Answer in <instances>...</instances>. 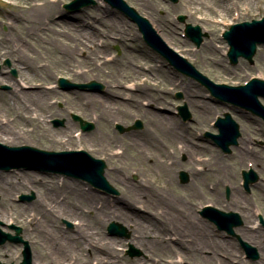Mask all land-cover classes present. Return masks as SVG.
I'll return each instance as SVG.
<instances>
[{"label":"rangeland","instance_id":"1","mask_svg":"<svg viewBox=\"0 0 264 264\" xmlns=\"http://www.w3.org/2000/svg\"><path fill=\"white\" fill-rule=\"evenodd\" d=\"M52 1H54L53 4L56 6L57 9H59L60 11H66L64 6L73 0ZM91 1V4H89L87 7H83L79 11H66L70 15L74 13L77 14L78 17H82L78 19L76 16H69L67 21H65L67 23H64L63 19L60 18V13H54L52 17L54 19V23L49 24V26H47L50 27V31H46V34H42L41 32L39 33L42 39H44L39 40V44L41 47H39L35 43V41H30V43L34 45V47H31L30 44H26L22 42V40H19L17 36L18 32L20 31L25 33L26 29L30 25L26 23L20 24L17 21H14V19L15 16L18 14L25 15L28 17L29 15L27 14V9H34V6H40L43 3V0H0V40L3 38V41L5 43L9 42L11 45H13V48L16 47L23 50L26 58L28 59L27 63H32V67L34 69H37L38 72L41 70V68H45L41 72V74L43 73L44 76H31L33 77V88L36 87L38 89H42L43 85L46 86L45 88H51V86L55 87L53 89L56 90L57 93H60V95L57 96L55 93H52L48 97V103L52 107H54V110L56 111L68 109V119L75 125L74 129L77 131V135L83 133L84 135L96 137V134L98 136L100 131H102V125H105V121L100 120L97 114L93 115V113L91 112H88V114H83L81 110H74L70 108L68 100L73 99V96H75L74 93L98 96V98H100V100L103 101L106 106H111L113 108L114 111L112 112V114H116L119 110L130 111V113H128L126 116H120L118 114L111 116L112 119L109 124V129L116 134V136L119 138V141L112 144V146L110 147V151L104 149L102 146H100L99 143L97 144V146H92L91 144H88L87 141H83L82 143L75 142L70 147L51 149L49 144H46L43 141L33 143L26 140L19 145L17 144V146H7H31L40 150L53 152L84 150L87 155L91 156L96 160L103 161L105 165L103 175L109 185L116 191V194H104V196L126 198V195L122 193V190L125 188L123 182H131L137 187V189L142 187L145 190L149 189L150 187L161 189V186H163L162 179H160L159 177L160 173L154 167L155 163H152L151 161H142L140 158H138L139 152H146L152 158L154 157V160L158 158L160 161H169V163L175 160L174 157L176 158V160L185 163L188 157L186 152H181V150L179 149V141H174L171 145L164 147L166 153L169 155L170 158L161 156L158 152L159 148H155V144L149 139V137L145 136V131H148L150 124L146 113L150 110H154L156 113L158 112L162 116H167L168 118L183 124H189V126L193 129V133L195 138H197V142L206 145L209 148H212L215 151V154H217L219 157H221L223 161L226 162L228 168H231L229 169V171L231 170L234 174L233 183L236 187L240 188L241 196L243 197V199H247V203L253 209V212H255V215L252 217L251 223L249 224L251 230H254L255 233L264 232V191L257 187L260 182L261 184H264V171L261 169V167H258L256 165L255 157H259L258 160L264 167L263 120L256 117L258 119L257 122H252L250 120L245 122V120L240 117V111L235 110L233 108L230 110L229 105H217L219 109L223 107H225L224 109L228 108V113L232 115L233 120L239 125V128H242L244 124L250 130L249 132H244L245 128H242L241 130L247 135L249 133L253 136L249 141L248 146L250 149L252 148L251 150L253 151L255 156H248L247 159L244 160V162H240V159L231 160L232 156H234V154L238 151V145H233L228 154H226L223 153L217 146H215L211 138L206 136V133L217 134L218 131L214 126V122L217 117L223 116L222 112L216 115L214 113V110L210 114L205 115L202 113H198L197 110L192 109L191 107H188L185 102L186 94L184 92L185 90L183 83H188V80L190 79L185 75L174 70V68L171 67L167 63V61H165L162 57H160L157 53H155L149 46L144 43L136 24L131 22L129 19H126L124 15H122V17L126 20H119L117 21L118 23H116V20L119 18H116V16L112 15L109 16L111 18H108V15L106 14V9L111 8L108 4L104 3L102 0ZM124 1L130 7H133L141 17L146 18L148 22L151 23L157 34L162 37V39L171 49L185 57L186 60L189 61V63L193 65L195 69H197V71L207 77L211 82L218 85H228L235 87L245 84L252 78H257L264 81V57H261V50L262 48H264V45L258 46L257 52L253 56L252 61H249L245 58H241L237 61L236 64H231L230 60L227 57L228 44L222 38L223 32L229 30L231 25L243 23L246 21L251 22L252 20H261L262 18H264V1H262V3H259L258 5L251 6L249 5L248 1L246 2V0H244L243 3H245V6L242 5L241 9H239V11L235 10V12L230 11L228 9L230 3H228L224 7L223 5L221 6L217 0H195V2L193 0ZM82 11H85L84 16H82L83 14H81ZM182 16L184 17L183 21L179 20V17ZM107 18L108 21H112L110 19H115L112 27L107 25ZM159 19V23L161 24L163 29L160 28V25L157 22V20ZM80 20H83L86 30H89V28H91L92 30H96V34L92 35L91 39L89 37L87 40H85L81 38L80 34L78 33L80 31V27L77 26L75 22H78ZM187 25H192L194 27L198 26L201 29V32L204 35V39L199 47H197L192 41L187 38L185 34V28L187 27ZM10 26H13V29H17L16 33L12 32L13 29L11 30ZM170 26L174 27V36L172 31L169 29ZM123 32H125V35L122 34ZM80 33L85 32L81 31ZM120 35H123L122 42L130 45L126 48L127 51H125L126 49L120 45ZM75 36H77L78 38H74ZM214 38L221 42V44L217 42L216 43L222 47L223 51L219 48L220 50L217 52L216 56L221 52L220 54L224 64H216L207 60H203L202 58L210 56L207 52L201 50L202 46H204V43L208 41H213ZM36 39H38L37 36ZM79 39L83 41H80ZM137 46L149 49L154 54H152L154 60L149 61L147 59H144L140 55V52L135 49ZM94 48H97V50L99 51L98 57H96V64L91 63L89 60H87L89 58L88 53H90ZM69 51L75 52L73 54L74 62L72 63L70 69L62 65L63 57L65 53ZM223 52H226L225 56L223 55ZM125 59L133 63L135 68V74L131 72H126V70L124 69ZM91 61H93V59ZM14 64L15 63L10 60L9 56L3 59H1L0 57V73L3 72V74H7L8 81H10L0 84V94L8 93L12 87L10 83L14 82L20 83L23 89L29 88V85L23 84L21 80V75L18 73V70L13 66ZM49 66L54 72L52 77H46V69H48ZM93 68H97V70L92 71ZM228 68L231 70V72L226 71V69ZM100 70H103L104 74L107 76H105L106 78L101 75ZM13 71H15V74H13ZM59 77L67 79L70 83L77 84L95 81L99 83L103 87V89H108L113 93H119L120 96L118 98H115L117 99V102H114L110 96V98L104 97L103 90H98L96 92L91 93L82 90H73L67 92L58 87L57 83ZM132 87H134V89ZM147 87H151L146 91L147 93L151 94L152 92L159 91L162 97L164 98L165 102L151 103L149 96L145 94H140L139 90L143 91L142 89H145ZM199 90H202L201 101L216 105L215 100L210 96L207 89L202 86ZM162 91L165 92V95ZM113 93H111V96ZM132 98L135 101L132 104H129V102L132 101ZM259 100L260 103L264 106V97L259 98ZM135 103L138 104L137 106L139 108H135ZM183 107L187 111V117L185 118L182 117V115H179V108ZM142 112H145V115ZM75 116H77L79 120H76ZM2 121H4V119ZM56 121L59 123L57 124ZM66 121L67 117L54 115L50 118H47L46 124H48L52 129L56 130L63 128ZM81 122L90 123L92 125V129L89 131H83ZM138 123L141 124L139 128L136 127ZM34 124L35 123H33V126ZM118 126L122 127L123 131L119 130V128H117ZM25 128L27 129V127ZM29 130H31L30 127ZM28 133L31 135H35L30 132ZM130 143L132 144V147L135 148V151H133L132 153V157H135L134 159H130L125 162L124 159L114 156V154L118 155L119 153L124 151L126 144ZM113 156L116 159H112L111 157ZM211 158L212 155L209 154L208 151L206 152L203 150L200 152H196L194 155L193 164L196 163L197 160H199L201 163H198L199 165L196 167L192 166V169L197 172H200L199 168L204 169ZM204 162H206V164H204ZM113 168L114 170L118 171L117 176L115 175L114 177L110 176L111 169ZM249 170L253 171L254 175L257 177V180L249 186V190L247 191L244 188L241 173L242 171ZM12 171L36 173L41 177L44 176L47 180L50 179V175H43L42 173H39L37 171ZM0 172L9 173L2 170H0ZM182 172L187 175L186 182H183V180H181L182 177L180 173ZM213 175L214 173L212 174V178ZM52 176L53 180L58 183H61L62 180H64V182H70L74 180L61 174H56ZM228 179L232 178L230 177ZM205 182L209 185L205 188L203 187L205 190L209 192H212L213 189L215 190L216 185L214 184L213 180L206 179ZM81 185L83 188H85V191L91 190L92 192L101 193L99 190L97 191V189H94L91 185L85 182H82ZM189 185L190 175L188 166L185 165V168H177L176 188L178 189V197L181 200L179 201L181 204L188 206L190 204L187 202L186 199L187 196H189V190L187 187ZM217 188L222 191V198L224 202L227 204L230 203L231 190L229 184H226L225 186H218ZM161 191L165 196H168L167 193L169 195L170 193H172L168 190H165L164 188L163 190L161 189ZM172 194L174 195V193ZM22 195L26 197H31V200H29L28 202L22 201V203H19V199ZM5 196L9 198L8 203L0 205H3V212L9 213L12 217L10 218V221L8 223L4 221L3 223L0 222V231L7 235L9 234L15 236V230H12V228L10 227H18L19 229H21L20 237L22 238L23 243H18L14 245L13 243L7 242L4 245H1L0 262L4 264H21L23 262L22 252L25 248L24 243L27 244L30 250L28 240L26 241L24 238V231L27 229V232H33L32 225L35 223L31 222V219H34L33 216L35 211L29 212V210H31L29 209L27 211H23L21 214H18L17 210L21 211L20 206L32 203L35 200L36 192H25V190L19 188H14L8 191L0 190V203L3 202L2 198ZM33 196L34 198H32ZM58 196L59 195L54 198L55 200L52 199V201L54 200L53 202L47 200V203L50 204V208H53L56 204H58L55 203V201L61 203L62 199L57 200ZM61 198L64 197L61 196ZM193 202L194 201H192L193 215L196 216L198 220L201 221L205 226H207L211 233V237L209 238L210 244L208 246L214 247V244L218 240L222 243V245H228L229 250H231L230 244H232L236 249L233 251L234 256L231 255L228 259L229 264H254L246 259L244 255V250L241 247V243L244 242L249 246H251L252 244L242 240V237L240 235L239 231L241 228L244 227L245 224L244 220L242 219V216L240 215L241 213L237 210H234L233 208H226L225 206L219 205V203L214 201V197L212 196L201 199L195 204H193ZM207 205H210L213 208L220 211H224L226 213H236L239 216L241 221L239 225H235L233 227V235H229L225 231H220L208 219L200 215L203 208ZM100 206V204H95L94 207L99 210L101 208ZM155 209L156 207H148L145 210L136 207L135 212L137 210L138 213H143L147 215V218L151 217L153 222L162 220L163 214L161 215L160 211H156ZM21 217H23L24 220ZM37 218L40 219L41 217L38 216ZM73 219L75 218L69 217L68 219L58 220L57 223L59 224L60 228L63 229L62 232L73 234L74 231L72 230H74V228L78 226L74 223L80 221L78 219ZM261 219L263 223L261 222ZM112 221L120 223L124 227L127 233L125 237H122V239H113L108 234L107 227ZM109 223L102 230V236L107 239V242H109L110 240L114 241V249L115 252L118 254L121 262H131V264H183V261L181 260L182 257L179 254V252H182L181 250L169 252L157 251L154 254L145 253L143 249L133 243V235L132 231L130 230L132 226H126L127 224H123V222L117 218L111 219ZM144 226L147 228V231H145V235L148 240L155 241V239L157 238H163L170 244H173V247L178 245V240L180 237H178V240H175V236L172 234V232H165L163 234L162 231H156L155 229H152L150 223L148 222H145ZM251 249V253H256L255 251L257 250L255 247L251 246ZM130 251H132L133 253L132 256L129 254ZM207 252L208 251L206 250V252L201 251L200 254H196V263L226 264L224 263V260L227 257L225 255L222 256L216 254L210 260L203 259L207 258V256L210 255ZM8 254L11 255L10 259V255ZM256 254L258 256V252ZM79 255L83 258V260L76 262L75 264H100V262H103L102 264H109L107 262L110 261L109 258L106 256L101 257L103 259L95 260L94 256H91L87 251H82L81 253H79ZM30 258L32 264L33 259L31 250ZM71 260L72 261L69 262L70 264L74 262V259ZM66 263H68V260L65 261V264Z\"/></svg>","mask_w":264,"mask_h":264},{"label":"bare ground","instance_id":"2","mask_svg":"<svg viewBox=\"0 0 264 264\" xmlns=\"http://www.w3.org/2000/svg\"><path fill=\"white\" fill-rule=\"evenodd\" d=\"M193 1L195 2V0ZM217 1L221 6L223 5L224 7L228 3H230L228 9L234 12L235 10L239 11L242 5L245 6V3H243L244 0ZM247 1L249 2V5L253 6L262 3V1L264 0H246V2ZM53 2L54 1L52 0H43V3L40 6H34V9L28 8V17L19 14L15 16L14 21H17L20 24L26 23L30 25L26 29L25 33L22 31L18 32L17 36L19 40H22V42L26 44H30L31 47H34V45L30 43V41H35V43L39 47H41L39 44V40L44 39H42L39 33L41 32L42 34H46V31H50V27L47 26L54 23V19L52 17L56 12L58 14L60 13V18L63 19L64 23H67L65 21H67L69 16H76L78 19L82 18L78 17L77 14L74 13L70 15L68 12H66L67 10L60 11L56 8ZM81 14H83L82 16H84L85 11H82ZM106 14L108 15V18H111L109 17L111 15L119 18L116 20V23H118L117 21L119 20L123 21L128 19L126 16H124L126 18L124 19L122 17L123 14H120L118 11L111 8L106 9ZM108 18L107 25L112 27L115 19H110L112 21H108ZM157 22L159 23L160 19L157 20ZM246 22L248 23V21ZM75 23L80 27V31L78 33L80 34L81 38L87 40L90 37L91 39V36L96 34V30H92L91 28H89V30L85 29L86 27L83 23V20ZM243 23L237 24L240 25ZM159 25L160 28H162L160 23ZM10 27L12 30L13 26ZM169 29L172 31L174 36V27L170 26ZM253 29L259 30L260 27H253ZM16 30L17 29H13L12 32L16 33ZM81 31H84L85 33H80ZM250 31H252V29H246V32ZM122 34L125 35V32H123ZM123 35H120L119 42L121 43L120 45L126 49L130 45L122 42ZM251 35L253 34H250V37H253ZM36 36L38 37V39H36ZM74 38L78 37L75 36ZM3 40V38L0 40L1 59L9 56L10 60L15 63L13 66L21 75L23 84L29 85V88L23 89L20 83L14 82L10 83L12 87L8 93L0 94V143L4 145L17 146V144L19 145L26 140L33 143L43 141L44 143L49 144L51 149L70 147L75 142L82 143L83 141H87L88 144H91L92 146H97V144L99 143L100 146H102L104 149L110 151V147L112 146V144L119 141V138L116 136V134L109 129V124L112 119L111 116H114L116 114L120 116H126L128 113H130V111L119 110L116 114H112V112L114 111L113 108L111 106H106L104 102L101 101L100 98H98V96L74 93L75 96H73V99L68 100L70 108L74 110H81L83 114H88V112L93 113V115L97 114L98 118L105 121L106 125H102V131H100L98 136L96 134V137L84 135L83 133L77 135V131L74 129L75 125L68 119V109L56 111L54 110V107H52L48 103V97L52 93H55L57 96L60 95V93H57L56 90L53 89L55 87L51 86V88H45L46 86L42 84V89H38L36 87L33 88V77L31 76H44L43 73L41 74V72L45 68H41V70L38 72L37 69H34L32 67V63H27L28 59L26 58L23 50L16 47L15 49L13 48V45H11L9 42L5 43ZM79 40L83 41L81 39ZM240 41L241 40H237L238 43H240ZM216 42L221 44V42L216 38H214L213 41L204 43V46H202L201 50L207 52L210 56L202 58L203 60H207L216 64H224L220 54L221 52L216 56L217 52L220 49L222 50V47ZM135 49L140 52V55L144 59H147L149 61L154 60L152 57L154 54L149 49L141 46H137ZM125 51H127V49ZM98 52L99 51L97 50V48H94L90 53H88L89 58L87 60H89L91 63L96 64L95 62L96 57H98ZM74 53L75 52L71 51L66 52L63 57L62 65L68 67V69L71 68L72 63L74 62ZM261 53V57H264V48H262ZM223 55L225 56L226 52H223ZM92 59L93 61H91ZM124 63V69L126 70V72L135 74L133 63L131 61H127L126 59ZM46 70V77H52L54 72L52 71L51 67L49 66ZM96 70L97 68L92 69V71ZM226 71L231 72L229 68L226 69ZM100 72L104 78L107 77L104 74L103 70H100ZM189 79L190 80H188V83H183L185 90L184 92L186 94L185 102L188 107H191L192 109L197 110L198 113H202L205 115L210 114L214 110V113L216 115L220 114V112H222V114L224 115L229 111L228 108L224 109L225 107L219 109V107L217 106L218 104H222L224 106H227L229 104L225 102L222 103L217 99L213 98L216 105L201 101L202 90L199 89H201L203 84H201L197 80L191 78ZM6 82H10L8 81V76L7 74H3V72H1L0 84ZM203 87L206 89L205 86ZM132 88L134 89V87ZM150 88L151 87H147L142 90L146 92ZM102 90L104 91V97H111L114 102L117 100L115 98H118L120 96L119 93H113L108 89L102 88ZM143 91L139 90L140 94L149 96L151 103L165 102L159 91L152 92L151 94L147 92L145 93ZM162 92L165 95V92ZM111 93H113L112 96ZM134 101L135 100L132 98V101L129 102V104H132ZM137 105L138 104L135 105L136 109L139 108ZM234 108L235 110L240 111V117H242L245 122H247L248 120L252 122L258 121V119L249 114L247 110H243L238 107ZM231 109L232 108H230V110ZM142 113H144L145 115V112ZM146 114L148 116L150 124L148 131H145V136L149 137V139L155 144V148H159V154L161 156L170 158L166 153L164 147L171 145L174 141H179V149L181 150V152H186L188 156L185 163L176 160L175 157V160L169 163V161H160L158 158L154 160V157L152 158L150 155L143 151L138 153V158H140L142 161H151L152 163H155V165H153L160 173V179H162L163 186H161V189L163 190L164 188L165 190L174 193V195L172 193H170V195L167 193L168 196H165L162 193L161 189H156L153 187H148L149 189L147 190L143 189L142 187L137 189V187L131 182H123L125 188L122 190V193L126 195V198L110 197L104 196L103 193L101 194L98 192H92L91 190L85 191V188H83L81 185L83 182L81 180H72L70 182H64V180H62L61 183H58L53 180V174H47L50 175V179L47 180L44 176L41 177L36 173L17 171H9V173L0 172V190L8 191L14 188H19L25 190V192H36L35 200L32 203L20 206L21 211L17 210L18 214H21L23 211H27L29 209H31L29 210V212L35 211L33 216L34 219L32 218V221L30 220L31 222L35 223L32 225L33 232H27L26 228V230L24 231V238L26 241L28 240V245L32 253V264H65L66 260H68L69 263L70 261H72L71 259H74V262L71 264H75L76 262L83 260V258L79 255V253H81L82 251H87L91 256H94L95 260L103 259L101 257L106 256L110 260H108L109 262H107L109 264H131V262H121L118 254L115 252L114 241L110 240L109 242H107V239L102 236V230L109 223V221L114 218L120 219L123 224H127L126 226H132L130 230L132 231L133 235V243L143 249L145 253L154 254L157 251L169 252L181 250L182 252H179V254L182 257L181 260L183 261V264H198L195 261L196 254H200L201 251L206 252L207 250V253H209L210 255L207 256V258L203 259L210 260L216 254L222 256L225 255L227 257L224 260V263L229 264L228 259L231 255L234 256L233 251L236 248L232 244H230L231 250H229L228 245H222V243L218 240L214 244V247L208 246L210 244L209 238L211 237V233L208 227L193 215L192 201H194L193 204H195L197 201L210 196L214 197V201L219 203V205L225 206L226 208H233L234 210H237L241 213L240 215L245 222L244 227L239 231L242 240L250 244L252 243L251 246L256 248V253L258 252V258H247V260L254 264H264V232L255 233L254 230H251L249 224L251 223V219L255 215V212H253V209L247 203V199H243V197L241 196L240 188L236 187L233 183L234 174L231 170L229 171V169L231 168H228L226 162L223 161L217 154H215V151L212 148H209L208 146L197 142V138H195L193 129L189 126V124H183L178 121L172 120L167 116H162L158 112L156 113L154 110H150ZM54 115L67 117V121L65 122L63 128L54 130L48 124H46L47 118H50ZM220 117L222 118V116ZM3 119L4 121H2ZM33 123H35L34 126ZM217 123L218 122H216V126ZM25 127H27V129ZM29 127L31 128V130H29ZM242 128H245L246 131L244 130V132H249L250 130L244 124ZM242 128L240 127V130ZM28 132L35 135H31ZM244 132L241 130V137L238 140L237 146L238 151L234 154V156H232L231 160L240 159V162H244V160L247 159L248 156H255V154L251 150L252 148L250 149L248 146V143L253 136L249 133L247 135ZM242 139L245 141H243ZM203 150L206 152L208 151V153L212 155V158L208 161L207 164L206 162H204V164H206V167L204 169L199 168L200 172H197L192 169V166L196 167L199 165L198 163L201 162L197 160L196 163L193 164L194 155L196 152H200ZM133 151H135V148L132 147V144H126L124 151H122L118 155L114 154V156L124 159V161L127 162V160L135 158L132 157ZM114 156L111 158L116 159ZM255 157L256 165L258 167H261V169L264 171L263 165L258 160L259 157ZM185 165L188 166L190 175V185L187 186L189 190V196H187L186 199L190 204L189 206L180 203L181 200L178 197V189L176 188V170L177 168H185ZM213 173L215 176L213 175L212 178ZM117 174V170H114V168L111 169L110 176L114 177L115 175L117 176ZM230 177L232 179H228ZM206 179L213 180L214 184L216 185L215 190L213 189L212 192L204 189L206 186H209L205 182ZM226 184H229L231 190V199L230 203L228 204L225 203L222 198V191L217 188L218 186H225ZM257 187L264 191L263 183L261 184L260 182ZM57 195H59L57 197V200L62 199L61 203L55 201V203L58 204H56L53 208H50V204L47 203V200L53 202L55 200L54 198ZM61 196L64 198H61ZM32 198H34V196ZM52 199L54 200L52 201ZM2 200L3 202H1L0 204L8 203L9 198L5 196L2 198ZM22 201L23 200H20L19 203H22ZM95 204H100L101 208L98 210L94 207ZM136 207L142 208L144 210L148 207H156L155 210L160 211L161 215L163 214L162 220L153 222L151 217L147 218V215L138 213L137 210L135 212ZM38 216H40L41 218L38 219ZM11 217L12 216L9 213L3 212V205H0V222L3 223L4 221L8 223ZM69 217L80 220L79 222L74 223L78 225L76 228H74V230H72L74 231V235L72 233L68 234L66 232H62L63 229L60 228L59 224L57 223L59 219H68ZM21 218L23 219V217ZM145 222L150 223L152 229H155L156 231H162L163 234L165 232H172V234L175 236V240H178V237H180L178 240V245L173 247V244H170L163 238H157L155 239V241L148 240L145 235V231H147V228L144 226ZM116 236L114 235V237L112 238L122 239V237ZM10 257L11 255L9 256V259ZM102 263L103 262H100V264Z\"/></svg>","mask_w":264,"mask_h":264},{"label":"water","instance_id":"3","mask_svg":"<svg viewBox=\"0 0 264 264\" xmlns=\"http://www.w3.org/2000/svg\"><path fill=\"white\" fill-rule=\"evenodd\" d=\"M110 2L113 6L122 9L127 15H129L133 21L137 22L140 30L144 33L145 38L150 42L151 46L165 56L172 64L184 65L188 68V73L194 76L199 81L209 85V81L197 73L192 67H190L186 61L179 59L177 55L169 51L165 45L160 41L155 32L152 30L150 24L143 18L139 17L133 10L129 9L121 0H106ZM91 1L89 0H75L67 8L79 9L83 6H87ZM253 27H260L259 30H254ZM246 29H252L250 32H246ZM187 32L190 38L199 46L202 42L203 35L200 32L199 27H187ZM250 34H253L250 37ZM225 38L231 46V51L229 57L233 64H236L240 57H244L249 61H252L253 56L256 53L257 45L264 43V19L262 21H253L252 23H243L232 26L230 31L225 33ZM241 40L240 43L237 40ZM59 84L63 90L70 89H82V90H102V86L96 82H90L86 85H75L69 83L65 79H60ZM211 84V83H210ZM213 95L220 99H226L234 105H239L248 110H251L255 114H263L264 108L260 105L258 98L260 96L264 97V81L256 80L249 83L245 87H227V86H214L211 84L209 86ZM185 110V108H184ZM76 120H79L75 116ZM58 124L59 122L56 121ZM82 129L84 131H89L92 129V125L81 122ZM140 123L136 126L139 128ZM217 128H219L220 134L214 136L215 143L223 149L224 152H229V146L237 145V140L240 137L239 126L232 120L231 116L226 114L224 119H219L217 123ZM123 131L122 127H119ZM18 159V160H16ZM29 160L38 163L39 170L54 172L62 174L75 179H81L88 181L93 186L102 189L106 193L115 194L116 191L108 184L104 178V168L105 165L101 160H96L91 158L85 152H60V153H50L40 151L30 147H20V148H9L0 145V169L10 170L11 168H21L24 164H18L16 161L19 160ZM12 162V164H11ZM253 174V173H252ZM244 178L246 180V188L249 184L256 180V177L251 178L250 174L244 173ZM183 182H186L187 178L185 173L181 174ZM216 217L208 216L212 221L217 224H221L222 229H226L231 232L233 225L237 224L238 217L235 214H225L219 211L215 212ZM234 219L235 222L228 223L230 220ZM224 223V224H222ZM233 224V225H232ZM19 233L20 230L16 229ZM109 232L111 235L125 236V229L118 223H111L109 226ZM10 241L20 242L19 238L8 237ZM5 239H0V244H3ZM256 258V257H254ZM23 264H31V258L29 251L24 253Z\"/></svg>","mask_w":264,"mask_h":264}]
</instances>
